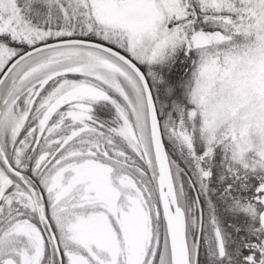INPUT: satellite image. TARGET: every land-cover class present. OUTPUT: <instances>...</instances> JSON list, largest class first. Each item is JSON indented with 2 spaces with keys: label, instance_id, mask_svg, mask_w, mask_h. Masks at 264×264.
<instances>
[{
  "label": "snow or ice",
  "instance_id": "snow-or-ice-1",
  "mask_svg": "<svg viewBox=\"0 0 264 264\" xmlns=\"http://www.w3.org/2000/svg\"><path fill=\"white\" fill-rule=\"evenodd\" d=\"M0 264H264V0H0Z\"/></svg>",
  "mask_w": 264,
  "mask_h": 264
}]
</instances>
